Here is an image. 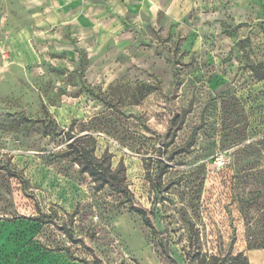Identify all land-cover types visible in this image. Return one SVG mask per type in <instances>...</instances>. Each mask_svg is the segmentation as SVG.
Masks as SVG:
<instances>
[{
  "label": "rangeland",
  "instance_id": "rangeland-1",
  "mask_svg": "<svg viewBox=\"0 0 264 264\" xmlns=\"http://www.w3.org/2000/svg\"><path fill=\"white\" fill-rule=\"evenodd\" d=\"M212 257L264 264V0H0V264Z\"/></svg>",
  "mask_w": 264,
  "mask_h": 264
},
{
  "label": "trees",
  "instance_id": "trees-1",
  "mask_svg": "<svg viewBox=\"0 0 264 264\" xmlns=\"http://www.w3.org/2000/svg\"><path fill=\"white\" fill-rule=\"evenodd\" d=\"M80 154L84 155L81 157V166L93 180L102 185H107L110 188H117L121 185V182H119L115 177L116 172L113 173L109 167L103 168L100 165L95 164V158L93 156H89L84 149L80 151ZM235 260L236 258H233V262L231 264H236ZM212 261L213 264H223L220 258L212 257Z\"/></svg>",
  "mask_w": 264,
  "mask_h": 264
},
{
  "label": "crops",
  "instance_id": "crops-1",
  "mask_svg": "<svg viewBox=\"0 0 264 264\" xmlns=\"http://www.w3.org/2000/svg\"><path fill=\"white\" fill-rule=\"evenodd\" d=\"M30 56H31V55H30ZM253 256H254V257H259V256H263V254L255 253ZM257 264H261V263H257Z\"/></svg>",
  "mask_w": 264,
  "mask_h": 264
}]
</instances>
